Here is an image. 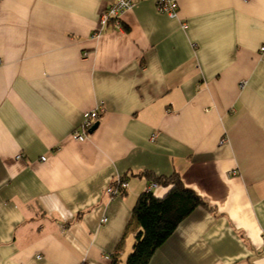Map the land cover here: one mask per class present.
I'll list each match as a JSON object with an SVG mask.
<instances>
[{
  "label": "crops",
  "instance_id": "crops-1",
  "mask_svg": "<svg viewBox=\"0 0 264 264\" xmlns=\"http://www.w3.org/2000/svg\"><path fill=\"white\" fill-rule=\"evenodd\" d=\"M113 1L0 0V264H126L175 171L209 207L149 264H264V0Z\"/></svg>",
  "mask_w": 264,
  "mask_h": 264
},
{
  "label": "trees",
  "instance_id": "trees-1",
  "mask_svg": "<svg viewBox=\"0 0 264 264\" xmlns=\"http://www.w3.org/2000/svg\"><path fill=\"white\" fill-rule=\"evenodd\" d=\"M153 179L166 191L158 195L152 189H147L139 195L133 214L140 227L135 233L126 264H149L156 250L188 215L199 206L209 207L201 195L184 183L179 172L175 171L169 176L154 175ZM121 180L125 181L123 178ZM111 264H119L118 259L114 258Z\"/></svg>",
  "mask_w": 264,
  "mask_h": 264
},
{
  "label": "built area",
  "instance_id": "built-area-1",
  "mask_svg": "<svg viewBox=\"0 0 264 264\" xmlns=\"http://www.w3.org/2000/svg\"><path fill=\"white\" fill-rule=\"evenodd\" d=\"M156 6L159 12L167 13L172 17L177 16L179 3L178 0H155ZM135 5V0H114L109 8L101 14L100 18V29L103 30L109 25L115 28H122V14L129 8ZM101 115V109L95 108L87 111L84 115L82 123L72 131L74 139L84 141L88 138V133L92 130L95 123L99 120ZM19 157V156H18ZM45 159V157H42ZM127 181H123L120 178L112 183L108 188L107 192L113 196L120 195L127 189ZM157 186V183H151L150 188ZM106 220V219H105ZM82 264H90L84 262Z\"/></svg>",
  "mask_w": 264,
  "mask_h": 264
},
{
  "label": "water",
  "instance_id": "water-1",
  "mask_svg": "<svg viewBox=\"0 0 264 264\" xmlns=\"http://www.w3.org/2000/svg\"><path fill=\"white\" fill-rule=\"evenodd\" d=\"M98 126V121L95 123V125L93 126L92 130H94L96 127ZM91 130V131H92Z\"/></svg>",
  "mask_w": 264,
  "mask_h": 264
}]
</instances>
